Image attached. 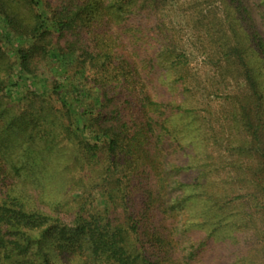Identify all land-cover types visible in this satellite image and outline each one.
I'll use <instances>...</instances> for the list:
<instances>
[{
  "label": "trees",
  "instance_id": "trees-1",
  "mask_svg": "<svg viewBox=\"0 0 264 264\" xmlns=\"http://www.w3.org/2000/svg\"><path fill=\"white\" fill-rule=\"evenodd\" d=\"M220 1L0 0V264H264V14Z\"/></svg>",
  "mask_w": 264,
  "mask_h": 264
},
{
  "label": "rangeland",
  "instance_id": "rangeland-1",
  "mask_svg": "<svg viewBox=\"0 0 264 264\" xmlns=\"http://www.w3.org/2000/svg\"><path fill=\"white\" fill-rule=\"evenodd\" d=\"M182 2H190V0H181ZM210 4H208V7L214 10V13H217V15L224 17L226 15V6L220 1V0H209ZM254 4V9L258 12L257 14H264V0H251ZM169 7V6H168ZM166 20L167 21H179L178 15L175 13V10H169L166 11ZM181 18V15H180ZM264 22V17L261 19ZM190 36V34L186 35L184 38L187 39ZM202 56L195 55L193 62L194 63H201ZM63 176L66 177V180L64 183H66V187L63 189L60 188L59 181L56 182H49L47 186L37 184L35 181H33L30 177H26V183L24 182V185H27V187L30 189H38L41 192V195L43 197V204L46 206V204H51L56 201V199H67L69 197H79L82 194V188L81 184L79 182H75L72 179V175H61L58 177L57 180H60L63 182L62 178ZM79 178V176H76ZM77 180V179H76ZM79 181V180H78ZM34 182V183H33ZM31 190V189H30ZM33 191V190H32ZM52 207V205L50 206Z\"/></svg>",
  "mask_w": 264,
  "mask_h": 264
}]
</instances>
